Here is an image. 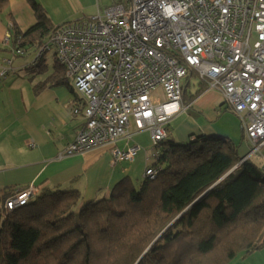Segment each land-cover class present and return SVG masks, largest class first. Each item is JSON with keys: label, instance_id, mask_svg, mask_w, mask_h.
I'll return each instance as SVG.
<instances>
[{"label": "trees", "instance_id": "1", "mask_svg": "<svg viewBox=\"0 0 264 264\" xmlns=\"http://www.w3.org/2000/svg\"><path fill=\"white\" fill-rule=\"evenodd\" d=\"M27 2L35 23L25 31L15 27L12 44L38 53L58 25L36 0ZM53 60L34 91L70 87ZM45 68L43 54L28 70ZM193 75L183 79L186 105L207 89L198 78L187 95ZM156 150L146 166L151 174L126 176L102 198L84 201L77 190L45 186L5 209L15 188L0 191V264H228L264 248V170L251 157L239 162L231 138L199 135L178 143L167 132Z\"/></svg>", "mask_w": 264, "mask_h": 264}, {"label": "built area", "instance_id": "2", "mask_svg": "<svg viewBox=\"0 0 264 264\" xmlns=\"http://www.w3.org/2000/svg\"><path fill=\"white\" fill-rule=\"evenodd\" d=\"M51 47L76 93L69 110L85 119L59 156L107 146L113 162L131 161L139 146H116L131 139V123L150 132L157 154L167 123L184 106L183 79L192 70L240 117L251 149L239 162L258 155L264 170V0H123L59 24L36 59ZM11 52L24 54L13 46ZM11 63L3 60L0 78ZM36 191L16 187L5 209Z\"/></svg>", "mask_w": 264, "mask_h": 264}, {"label": "crops", "instance_id": "3", "mask_svg": "<svg viewBox=\"0 0 264 264\" xmlns=\"http://www.w3.org/2000/svg\"><path fill=\"white\" fill-rule=\"evenodd\" d=\"M36 1L44 7L55 25L67 22L68 16L60 18L65 8L75 13L95 3L98 14L107 7H101L99 0H89L88 4H85L86 0ZM54 1L60 13L53 19L49 13L54 8ZM34 23V13L27 0H0V66L5 58H12L11 70L0 78V191L33 185L37 189L49 186L77 190L84 201L108 196L124 177H142L146 166L153 161L155 150L150 132L145 135L143 130L136 131L131 123L133 127L130 125L128 129L132 133L131 139L116 142L120 149L133 144L140 147L131 161L113 162L107 146L59 156L85 121L82 115L75 116L69 110L76 96L75 90L69 84L70 87L56 85L34 91V86L52 72L53 58L50 65L46 63L44 72H32L28 68L36 60L35 50L30 48L22 55L13 56V44L3 41L10 27L25 31ZM215 92L214 89H206L188 105L182 100L185 105L182 104L184 106L166 125L169 137L178 143H188L199 135L221 134L215 126L221 109L217 105L220 94ZM236 117L239 122L236 119L235 127L241 139L239 143L232 140L237 143L241 159L249 153L251 143L245 137L240 117ZM250 157L260 166L263 163L261 156ZM228 264H264V248L241 252Z\"/></svg>", "mask_w": 264, "mask_h": 264}, {"label": "rangeland", "instance_id": "4", "mask_svg": "<svg viewBox=\"0 0 264 264\" xmlns=\"http://www.w3.org/2000/svg\"><path fill=\"white\" fill-rule=\"evenodd\" d=\"M114 0H99V5L101 7H105V6H108V5H111V3L113 2ZM89 3V0H86L85 1V4H88ZM52 5V4H51ZM54 8L53 9H50V13L49 15L51 14L53 19L56 17V16H59L58 14L60 13L59 9L57 8L56 6V3L54 1ZM97 8H98V5H96L94 3V5H88L86 7L85 10L83 9H79L77 11H70L69 8H65L63 10V12L67 15L64 16V13L62 14L63 17H60V18H66L68 16V19L67 21H72V20H76L78 19L77 17L79 16V18H89V17H93L95 16L97 13ZM69 13H71V15H68ZM82 16V17H80ZM76 17V19H75ZM66 22V21H64ZM63 23V22H62ZM61 24V22H60ZM53 54H54V48L51 47L44 55H45V62L50 65L52 63V58H53ZM36 73V72H35ZM198 76L197 75H193L190 77V83L189 85L186 87V91H187V95L189 93H193L195 92V90L198 88ZM213 90V89H211ZM216 90H214L215 92ZM217 92V91H216ZM215 92V93H216ZM218 93V92H217ZM221 96V95H220ZM217 99V105L220 106L221 109H224L226 104L223 102V99L222 97H220ZM219 103V104H218ZM227 107V106H226ZM219 121L216 123L215 126H217V130H219V132H221V134H212V135H223V136H227L231 139H233L235 142H238L239 143V140L241 139L240 137V132H238L236 130V127H235V121L236 119L238 120L239 118L236 117V115H234L231 110L226 109V110H219ZM132 122V121H131ZM239 122V120H238ZM223 125H227L226 127L223 126ZM240 125V124H239ZM229 126V127H228ZM131 127H133V124H131ZM142 133H144L146 135V133L148 132L147 129H142ZM138 131H141V130H138ZM227 134V135H226ZM237 144V143H236ZM257 158H255L256 160ZM257 161V160H256ZM143 176V175H142ZM137 178H141L140 177H137Z\"/></svg>", "mask_w": 264, "mask_h": 264}]
</instances>
